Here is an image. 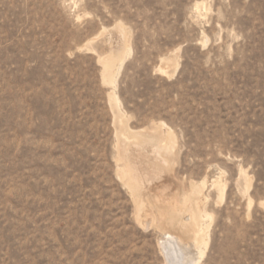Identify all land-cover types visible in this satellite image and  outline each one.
<instances>
[{
	"label": "rangeland",
	"instance_id": "obj_1",
	"mask_svg": "<svg viewBox=\"0 0 264 264\" xmlns=\"http://www.w3.org/2000/svg\"><path fill=\"white\" fill-rule=\"evenodd\" d=\"M197 204L264 264V0H0V264H165Z\"/></svg>",
	"mask_w": 264,
	"mask_h": 264
},
{
	"label": "bare ground",
	"instance_id": "obj_2",
	"mask_svg": "<svg viewBox=\"0 0 264 264\" xmlns=\"http://www.w3.org/2000/svg\"><path fill=\"white\" fill-rule=\"evenodd\" d=\"M106 64L109 65L110 63L107 62ZM199 209L200 208L197 204L193 212L190 214V222H188L190 224L189 227L183 220H180L177 223L182 230L180 232L181 236L167 233L162 237L160 247L165 264H198L199 256L196 255L192 242L196 243L198 246L202 243V239L199 238V234L202 231V223L198 222L201 215ZM160 215L163 216L162 213H160ZM175 218V213H169L168 219L163 221L161 220V217V219H156V221L159 223V226L165 230L166 225L173 223ZM193 233L195 234L191 237V234Z\"/></svg>",
	"mask_w": 264,
	"mask_h": 264
}]
</instances>
